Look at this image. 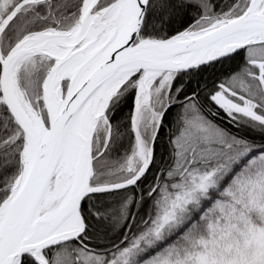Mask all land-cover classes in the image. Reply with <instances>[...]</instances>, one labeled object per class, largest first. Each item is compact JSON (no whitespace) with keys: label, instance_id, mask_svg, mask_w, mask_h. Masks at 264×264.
Here are the masks:
<instances>
[{"label":"snow or ice","instance_id":"6c2138e0","mask_svg":"<svg viewBox=\"0 0 264 264\" xmlns=\"http://www.w3.org/2000/svg\"><path fill=\"white\" fill-rule=\"evenodd\" d=\"M0 264H264V0H0Z\"/></svg>","mask_w":264,"mask_h":264}]
</instances>
